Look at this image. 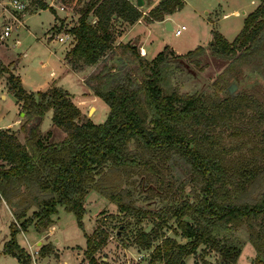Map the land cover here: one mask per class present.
<instances>
[{
  "label": "trees",
  "instance_id": "trees-1",
  "mask_svg": "<svg viewBox=\"0 0 264 264\" xmlns=\"http://www.w3.org/2000/svg\"><path fill=\"white\" fill-rule=\"evenodd\" d=\"M37 1L40 9L54 12L43 0ZM258 1L232 42L212 31L209 48L214 55L231 58L237 75L246 70L264 81V0ZM184 5V0H159L143 16L130 0L84 2L78 23L68 30L75 43L67 51L65 62L70 70L80 72L110 55L112 63L86 81L93 94L109 106L102 124L85 116L56 83L36 93L28 92L21 78L0 62V78L6 75L8 91L24 113L20 128L25 134V143H21L0 128V205L3 201L10 204L15 220L21 222L19 228L11 223V238L4 244V254L29 264V256L15 236L30 226L39 233L48 230L58 206L73 213L83 229L85 197L93 190L116 205L122 216L145 217L146 213L133 203L132 191L103 189L96 176L107 163L127 173L139 169L159 176L156 161L160 160L178 176L179 189L194 184L199 195L193 202L184 200L173 213L174 233L186 238V243L166 236L161 223L150 231L136 233L134 244L141 250H151L148 264H184L185 258L196 254L201 246L236 264L240 247L221 242L215 231L235 234L243 223L251 232L252 244L263 255V259L256 258V264H264V166L252 160H230L231 149L212 133L217 126H225L232 131L230 137L242 135L237 124L252 118L263 123L264 105L246 92L220 99L218 93L227 83L226 73L212 84L210 94L180 92L172 85L176 68L170 58L203 56L202 46L183 55L165 46L150 61L143 59L131 43L118 44L121 53H114L118 19L131 24L141 17L146 22L163 21ZM48 110L53 111V126L65 133L60 141L49 142L51 132L43 134L40 130ZM254 189L259 190L257 194ZM14 199L20 202L14 205ZM186 215L193 216V222L185 220ZM122 232L119 229L117 234ZM84 236L86 264H107L97 253L108 242V232L97 229ZM121 241L128 244L124 237ZM52 253L47 246L39 252L41 256Z\"/></svg>",
  "mask_w": 264,
  "mask_h": 264
},
{
  "label": "rangeland",
  "instance_id": "rangeland-1",
  "mask_svg": "<svg viewBox=\"0 0 264 264\" xmlns=\"http://www.w3.org/2000/svg\"><path fill=\"white\" fill-rule=\"evenodd\" d=\"M43 1L59 14L56 28H60L59 24L62 30L70 29L77 24L80 17L79 10L86 2V0ZM130 1L136 5V0ZM184 1L186 2L184 7L176 13L174 25L177 23L179 25L184 24L186 29L180 36H174L173 33L166 34L167 42L184 54L194 50L206 40L210 27V23L206 19V11L211 14L217 10L221 14L219 16H222L223 13L238 10L239 16L232 14L225 19L219 17L217 27L220 32H224L226 39L232 42L240 32L237 31L239 25L244 23L242 12L248 13L253 7L250 0ZM11 2L12 0H0V62L7 68L16 64L18 74L24 78L27 88L31 89L34 84L41 83L44 78H48L49 72L61 67L60 59H62L69 42L66 41L68 38L60 33L55 35L53 41H49L48 37L52 33L51 28L55 24V13L52 10L48 8L35 12L38 9V1L23 0L27 4V8L20 13L14 10ZM59 4L65 6L64 11L59 10ZM139 9L144 10L143 8ZM24 14L26 15L23 17ZM214 16L217 15L214 14ZM22 17L23 23L20 24L18 21ZM6 26L11 27L10 36L2 38ZM211 41L212 39L209 43ZM209 43L202 46L205 48L203 56L195 55L193 59H176L173 56L170 58L176 68L171 76L172 85L178 87L180 92L210 94L213 90L212 84L218 80L220 75L226 73L227 83L224 89L218 93L220 99H225L231 94L246 92L252 94L259 103L264 105V81L256 74L246 70L242 75H237L235 70L237 67L233 66L235 64H232V59L214 55L209 48ZM138 52L140 56H142L141 53H144L142 50H138ZM120 53L121 51L117 55ZM100 68H102V63L95 68L87 69L86 73L81 75L83 77L82 82L86 84L87 79L99 72ZM5 77L6 75L2 76L0 80H5ZM63 82L70 93L77 94L79 92L78 77L68 75ZM231 87H233L232 91H230ZM85 95L79 94V96ZM92 105L93 102H89L84 106L86 113ZM77 107L79 108L78 104ZM96 108L97 111L92 121L95 124H102L107 118L109 106L100 99ZM93 111L91 109L90 117ZM20 114L21 112L18 113L15 105V98L8 91L6 82L0 81V126L10 124L13 129L5 128L3 130L14 134L21 143H25V134L20 128L23 120L20 119L19 124L14 123L21 118ZM84 115L86 116V114ZM237 125L241 126L243 133L237 137H230L232 131L227 130L225 126H217L212 133L218 135L217 140L222 145L231 149L230 160H252L264 166V122L258 124L252 118L244 119ZM51 126L52 112L48 110L43 116L40 130L46 134ZM50 132L51 136L47 139L49 142L60 141L65 137L64 132L59 128L53 127ZM162 163L160 160L156 161L159 176L139 169L130 170V173H127L124 169L115 170L111 163H107L102 168L101 174L96 176L97 180L102 181L103 189H128L132 191L134 194L133 203L145 212L146 216H122L116 205L110 203L98 191L93 190L85 197L83 229L78 226L73 213L65 211L63 207L59 206L58 213L51 216L54 221L55 234L48 238L47 242L50 244L43 246L51 248L52 254L38 255L40 248L38 249L36 245L38 239H34V227L30 226L31 228L29 227V232L26 235L22 232L16 234L17 242L27 250L31 249L29 246L32 245V251H38V254H32L35 255L36 260H34L33 256L24 250V253L29 256V264H33L34 261H37L38 264H77V250L72 248L84 246L86 243L84 232L91 231L89 233L91 234L97 229H104L109 234L106 247L97 253V257L106 263L107 259L104 258L108 256L107 264H148L151 250L140 252L133 241L138 231H150L158 223L162 224V232L166 236L174 237L180 243H186L188 241L186 238L174 233L176 222L173 213L184 200L190 199L193 202L199 195V189L194 184L187 185L184 190L179 189L178 176L166 164ZM254 190L256 194L259 191ZM19 202V199L12 201L14 205ZM1 204H6L11 212H8L5 207H0V264H22L15 257L2 252L4 244L11 238V223L19 228L21 222L15 220L10 204L5 201ZM29 212L31 213V210ZM184 219L193 222L191 215H186ZM121 225L122 228H120ZM119 229H122L123 232L118 235ZM215 234L221 242L227 241L229 244L240 247L241 253L236 264H256L257 257L263 259L262 253L258 252L251 242V232L246 224H240L235 234L217 231ZM122 237L126 238L128 242L126 246L121 241ZM57 240L59 243L56 242ZM262 250L264 251V248ZM138 251L139 253H137ZM138 254H141V257ZM184 264L229 263L218 252L201 246L196 254L185 258Z\"/></svg>",
  "mask_w": 264,
  "mask_h": 264
},
{
  "label": "crops",
  "instance_id": "crops-1",
  "mask_svg": "<svg viewBox=\"0 0 264 264\" xmlns=\"http://www.w3.org/2000/svg\"><path fill=\"white\" fill-rule=\"evenodd\" d=\"M158 1L159 0H148V1L144 0L143 7H139V8H143L144 9L142 11L143 16H147V14L150 11V9L152 7H154L158 3ZM250 1H251V5L253 7L248 13L242 12L243 15H244L243 16V22H244L245 17L248 14H250L252 11H254L256 9V7L258 6V4H259L258 0H250ZM39 10H41V9L38 7V9L35 12H37ZM59 10L60 11H64L65 10V6H64V9H61V4H59ZM54 12H55V24L51 28V32L52 33L49 35L48 39H49V41H53L55 35L60 33V34H64L65 37L68 38L66 41L69 42L68 46L66 47L65 52L62 55V59H60L61 67L59 69H56L54 71L49 72L48 78H44L41 83L34 84L33 86H31L32 87L31 89L27 88L24 78L22 76H20V74H18L17 65L16 64L12 65L10 69L12 70V72L14 74L18 75L21 78L22 84H23L24 88L28 92L36 93L38 91L44 90L50 84L56 83L57 86L63 88L64 90H66L70 94L72 102L76 106L78 104V106H79L80 110L82 111V113L86 114V116H88L91 120H93V117H94V115H95V113L97 111L96 104L98 102H100V98L95 96L93 94V92L89 89V87L85 83L82 82V78L83 77H81V75L85 74L87 69L90 70L92 68H95L100 63H102V67L104 65L111 64L112 62H111V59H110V55L109 56H105V58L100 60L96 65L89 66V67L85 68L84 70H82L80 72H74V71L70 70L69 67L67 66L66 62H65V55H66L67 51L74 45V43H75L74 37H73L72 34L68 33L69 29L62 30L61 29L62 27L59 24H58V26L60 28L59 29L56 28L57 27V23L59 21L57 16H59V14L56 13V10H54ZM177 12H179V11H177ZM177 12H175V13L171 14L170 16L166 17L163 21L146 22L143 19L144 17H141V19H139L141 22L136 21V22L131 24V23L125 22V21H123L121 19H118L115 22L116 41H115L114 53L118 54V52H119V50L116 48V46L118 44L131 43L132 45H135L137 47V50H142L144 53H141L142 54L141 57L143 59H146V60H149V61L154 59L156 57V55L164 49L165 46H168L170 49H172L175 52V54L183 55L184 53H181L180 51L176 50L175 47H173L172 45H170V43L167 42V35H166L167 33H173L174 36H180V35L183 34V32H182L180 35H176L175 32H174L175 29L180 27V25L178 23H177V25H174V22H175L174 18L176 16ZM206 14H207L206 19L210 23V24L208 23L210 25V27H209L208 34H207V36L205 38L206 40L204 42H201L199 44L200 46H204L207 43H209V41L211 40V37H212V31H215V32L221 34V36L226 39L224 32L223 31L220 32L219 29H217L218 22H219V17H220V19H225V18H227L228 16H230L232 14L235 15V16H239L238 10H233L232 12H229V13H223L222 16H219L221 14L217 10L214 11L213 13H211V14L206 11ZM214 14L217 15V16H214ZM25 15L26 14H24L23 17ZM23 17H22L21 20L18 21L20 24L23 23ZM166 21H169L171 23L172 30H166V28H165V22ZM243 25H244V23L242 25L240 24L237 31H241V29L243 28ZM2 38H7V37H2ZM227 41H229V40H227ZM17 42H19V40H17ZM229 42H231V41H229ZM12 61H14V60H12ZM43 66H45V64H43ZM68 75H70V76L73 75V76L78 77V80L80 82V84H78V87H80V88H79V92L77 94L70 93L69 90L67 88H65L63 80ZM0 81H5L6 82V80H0ZM6 85H7V83H6ZM80 93L86 94V95L85 96H79ZM13 97H14V95H13ZM89 102H93V105L91 107H89V109H88V111L86 113L85 109H84V106H86ZM15 105H16V108H17L18 113H19L20 112V105L17 102L16 98H15ZM91 109H93L94 111L92 112V116L90 117L89 113H90ZM49 111L52 112V115H53V111L52 110H49ZM20 116L22 118L21 114H20ZM21 118L17 119L14 123L19 124L21 122L20 121ZM53 127H55V126H53V124H52L51 128L48 131H50ZM0 128L1 129H5V128H12L13 129V127H11L10 124L6 125V126H0ZM55 128H57V127H55ZM0 207H5L8 212L10 211L6 204L5 205L1 204ZM60 207H63V206H60ZM58 211H59V209L57 208V213H58ZM53 219H54V217H53ZM29 229L25 233L22 232V234H24V235L28 234ZM54 231H55L54 224L48 230H46L44 232H41V233L37 232L34 229V232H35L34 233L35 234L34 235V239H38L37 242H36V245L38 246V249L41 248L43 245L50 244V242H47V240H48V238L50 236H53L55 234ZM90 232H84V234L86 233L87 235H91L92 233L89 234ZM56 242L59 243L58 240ZM18 244L22 248H24V250H26L29 254H31V255L33 253H35V255L38 254L37 250L36 251H32V245L29 246L31 249L27 250L20 243H18ZM105 247H106V245L104 247H102V249H104ZM85 248H86V243H85L84 246H78L76 248H72V249H76L77 250V264H86V261H85V258H84V250H85ZM102 249H100V250H102ZM138 250H140V252L142 251L139 248H138ZM137 253H139V251ZM35 255L34 256L32 255L34 260H36L35 259ZM38 255H40V254H38ZM138 256L141 257V254H138ZM104 259H107V263H108V261H109L108 256H106ZM36 263L38 264L37 261H36Z\"/></svg>",
  "mask_w": 264,
  "mask_h": 264
},
{
  "label": "built area",
  "instance_id": "built-area-1",
  "mask_svg": "<svg viewBox=\"0 0 264 264\" xmlns=\"http://www.w3.org/2000/svg\"><path fill=\"white\" fill-rule=\"evenodd\" d=\"M11 4H12L14 10L17 12H20V13L25 11L27 8V4H25L23 2V0H12ZM61 9H64L63 5H61ZM138 21H140V20H138ZM185 29H186V25L182 24V25H180L179 28L175 29L174 32L176 35H180ZM10 32H11V27L6 26L5 30L2 34V37H8L10 35ZM33 264H37L36 261H34Z\"/></svg>",
  "mask_w": 264,
  "mask_h": 264
},
{
  "label": "water",
  "instance_id": "water-1",
  "mask_svg": "<svg viewBox=\"0 0 264 264\" xmlns=\"http://www.w3.org/2000/svg\"><path fill=\"white\" fill-rule=\"evenodd\" d=\"M143 5H144V0H136V7H143ZM165 28L166 30H172L171 23L169 21L165 22ZM232 88L233 87L230 88V91H232ZM21 115L23 116L24 113H21Z\"/></svg>",
  "mask_w": 264,
  "mask_h": 264
}]
</instances>
